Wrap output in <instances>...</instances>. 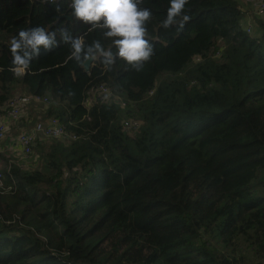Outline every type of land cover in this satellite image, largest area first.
I'll return each instance as SVG.
<instances>
[{
  "label": "trees",
  "instance_id": "trees-1",
  "mask_svg": "<svg viewBox=\"0 0 264 264\" xmlns=\"http://www.w3.org/2000/svg\"><path fill=\"white\" fill-rule=\"evenodd\" d=\"M69 3L0 0V107L46 97L65 127L37 138L35 168H0V264H264V21L248 32L239 0H187L184 26L163 28L168 0H143L155 47L139 71H86L61 44L15 76L20 28L99 37ZM102 84L120 101L87 106Z\"/></svg>",
  "mask_w": 264,
  "mask_h": 264
},
{
  "label": "clouds",
  "instance_id": "clouds-1",
  "mask_svg": "<svg viewBox=\"0 0 264 264\" xmlns=\"http://www.w3.org/2000/svg\"><path fill=\"white\" fill-rule=\"evenodd\" d=\"M187 0H168L163 28H182L189 20L185 12ZM73 21L97 30L100 35L90 41L84 35L73 34L68 26L59 29L47 25L20 28L10 38V71L22 76L33 60L51 52L61 44L69 48V58L80 68L87 69L99 60L111 70L117 60L139 71L154 54V41L148 35L152 9L143 6V0H70ZM106 42L110 43V46Z\"/></svg>",
  "mask_w": 264,
  "mask_h": 264
},
{
  "label": "built area",
  "instance_id": "built-area-1",
  "mask_svg": "<svg viewBox=\"0 0 264 264\" xmlns=\"http://www.w3.org/2000/svg\"><path fill=\"white\" fill-rule=\"evenodd\" d=\"M254 7L257 14H264V0H255ZM247 31L251 32V28L249 27ZM90 94L91 96H88L85 101L87 106H91L95 102L111 104L120 101L121 98L104 84L91 90ZM39 105L48 106V98L32 94H17L11 97L4 106L0 107V152H4L5 147H7V144H3L6 141V143H9V148L16 151L23 160H32L35 155L33 146L37 138H59L65 133V127L58 119L46 120L39 117L31 128H20L17 137L14 140L11 138L12 134H9L11 127L19 125L23 118L27 116L25 108ZM138 126H140V122L135 118H127L123 121L125 130L129 131ZM33 160H35V157ZM2 185L4 186V174L0 170V186ZM9 188L11 187L9 186Z\"/></svg>",
  "mask_w": 264,
  "mask_h": 264
},
{
  "label": "rangeland",
  "instance_id": "rangeland-1",
  "mask_svg": "<svg viewBox=\"0 0 264 264\" xmlns=\"http://www.w3.org/2000/svg\"><path fill=\"white\" fill-rule=\"evenodd\" d=\"M239 2H240L242 9L246 10V12H248L249 8L251 7L250 4L246 0H239ZM250 28L252 30L253 27H250ZM24 92L25 91H23V90H18L14 93V95H16V94H27ZM52 104H53V102H52ZM50 105H51V102L49 103L48 106H44V105L27 106L25 109L27 110V113L29 114V116L32 118H37L39 116L45 118L44 114H45L46 110L50 107ZM26 117L27 116H25L24 118H26ZM32 126H33L32 122L22 121L21 123H19V125L12 126L10 131H9V134H12L11 138L14 140L17 137V135H18L17 133H18V130L20 128H23V127L24 128H31ZM37 155L38 154H35L33 156V159ZM36 159L37 158H35V160H33V162L31 160L23 161V159L20 158L19 154L16 151H12L8 147H5L4 152H2V151L0 152V168H2V167L5 168L6 165L11 164V162H14V161L19 163L23 168H35ZM39 159H40V157H38V161L36 162V164L39 163Z\"/></svg>",
  "mask_w": 264,
  "mask_h": 264
},
{
  "label": "crops",
  "instance_id": "crops-1",
  "mask_svg": "<svg viewBox=\"0 0 264 264\" xmlns=\"http://www.w3.org/2000/svg\"><path fill=\"white\" fill-rule=\"evenodd\" d=\"M249 4H250V8H249V11L246 12V10H244L245 12V16H246V19H247V26L248 28L249 27H253V24L257 21V19H261L264 21V14L263 15H259L257 14L256 10H255V7H254V3H255V0H246ZM248 5V4H247ZM4 145H6V141L3 142Z\"/></svg>",
  "mask_w": 264,
  "mask_h": 264
},
{
  "label": "water",
  "instance_id": "water-1",
  "mask_svg": "<svg viewBox=\"0 0 264 264\" xmlns=\"http://www.w3.org/2000/svg\"><path fill=\"white\" fill-rule=\"evenodd\" d=\"M68 20H72V18H71V16L70 15H68V16H65ZM92 64V63H91ZM90 67H91V65L87 68V69H85L86 71H89L90 70Z\"/></svg>",
  "mask_w": 264,
  "mask_h": 264
}]
</instances>
